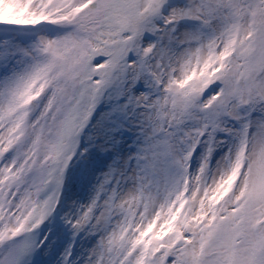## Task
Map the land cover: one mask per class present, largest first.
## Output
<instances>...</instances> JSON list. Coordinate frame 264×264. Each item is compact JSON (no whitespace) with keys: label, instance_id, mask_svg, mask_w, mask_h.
Segmentation results:
<instances>
[{"label":"snow or ice","instance_id":"1","mask_svg":"<svg viewBox=\"0 0 264 264\" xmlns=\"http://www.w3.org/2000/svg\"><path fill=\"white\" fill-rule=\"evenodd\" d=\"M0 264H264V0H0Z\"/></svg>","mask_w":264,"mask_h":264}]
</instances>
